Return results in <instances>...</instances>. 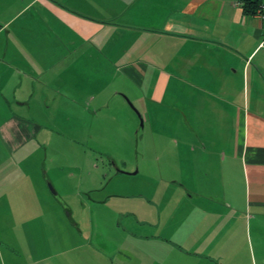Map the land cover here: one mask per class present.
Masks as SVG:
<instances>
[{"label": "crops", "instance_id": "0c3cea01", "mask_svg": "<svg viewBox=\"0 0 264 264\" xmlns=\"http://www.w3.org/2000/svg\"><path fill=\"white\" fill-rule=\"evenodd\" d=\"M245 1L0 0V216L24 242L55 216L35 115L52 101L129 134L126 96L155 123L160 182L184 191L166 243L143 213L126 229L146 240L136 264H264V20Z\"/></svg>", "mask_w": 264, "mask_h": 264}, {"label": "rangeland", "instance_id": "374dc122", "mask_svg": "<svg viewBox=\"0 0 264 264\" xmlns=\"http://www.w3.org/2000/svg\"><path fill=\"white\" fill-rule=\"evenodd\" d=\"M51 104L45 113L38 111L35 116L45 118L42 174L51 197L50 214L55 216L45 218L46 229L34 231L29 245L22 240L23 218L1 215L0 264H136L144 255L139 242L146 240L126 232L136 230L138 221L132 214L143 213L149 225L155 224L159 242H165L164 237L176 225L182 227L169 213L176 210L175 203L182 204L184 191L160 182L162 174L152 150L157 140L151 131L155 123L146 122L139 131L140 119L130 107L135 113L131 122L135 128L129 135L119 120L111 134L106 127L108 118L81 122L71 106L62 107L65 112L57 114L56 105ZM156 122L158 133L161 125L174 131L183 124L177 126L180 122L166 119ZM143 147L148 151L143 153ZM113 165L128 174L138 173L117 174ZM48 182L57 196L51 193ZM239 187L241 191V184ZM144 194L153 196L152 201L139 196ZM179 236L182 239V233ZM148 257L146 253L144 259ZM256 262H262L258 254Z\"/></svg>", "mask_w": 264, "mask_h": 264}, {"label": "trees", "instance_id": "16d2710c", "mask_svg": "<svg viewBox=\"0 0 264 264\" xmlns=\"http://www.w3.org/2000/svg\"><path fill=\"white\" fill-rule=\"evenodd\" d=\"M262 4H264V0H246L243 5V12L246 15L256 16Z\"/></svg>", "mask_w": 264, "mask_h": 264}, {"label": "water", "instance_id": "95a60500", "mask_svg": "<svg viewBox=\"0 0 264 264\" xmlns=\"http://www.w3.org/2000/svg\"><path fill=\"white\" fill-rule=\"evenodd\" d=\"M125 100L128 102L129 106H131L133 109V105L131 104V102L125 98ZM134 111L137 113V115L139 116V119H140V128H143L144 127V121H143V118L142 116L139 114V112L137 110L134 109ZM48 186H49V189L51 191V193L53 194V196H57V192L55 191V189L53 188L52 184L50 182H48Z\"/></svg>", "mask_w": 264, "mask_h": 264}, {"label": "flooded vegetation", "instance_id": "af4514ba", "mask_svg": "<svg viewBox=\"0 0 264 264\" xmlns=\"http://www.w3.org/2000/svg\"><path fill=\"white\" fill-rule=\"evenodd\" d=\"M123 98L125 99V98H127L126 96H123ZM130 102H131V100L129 99V98H127ZM126 101V100H125ZM127 102V101H126ZM127 104H128V102H127ZM131 104H132V102H131ZM129 105V104H128ZM133 105V104H132ZM131 107V106H130ZM134 107V106H133ZM132 108V107H131ZM133 109V108H132ZM134 109L135 110H137L135 107H134ZM133 109V110H134ZM138 111V110H137ZM139 112V111H138ZM137 114V113H136ZM140 114V113H139ZM141 115V114H140ZM138 116V115H137ZM142 116V115H141ZM138 118H139V116H138ZM142 118H143V116H142ZM143 121H144V125H145V120H144V118H143ZM145 127V126H144ZM143 127V128H144ZM143 128H140L139 127V131L141 130V129H143ZM113 168H115V171H116V173L117 174H122V175H135V174H137L138 172H136V173H134V174H128V173H125V172H123V171H119V170H117V168L113 165ZM45 179H46V177H44ZM47 180H48V178H47ZM46 181V180H45ZM134 217H138V215H137V213H134V214H132Z\"/></svg>", "mask_w": 264, "mask_h": 264}, {"label": "built area", "instance_id": "2783aa9c", "mask_svg": "<svg viewBox=\"0 0 264 264\" xmlns=\"http://www.w3.org/2000/svg\"><path fill=\"white\" fill-rule=\"evenodd\" d=\"M256 16H257L258 18L264 20V4H262V6H261L260 9L258 10ZM262 45H264V41H263Z\"/></svg>", "mask_w": 264, "mask_h": 264}]
</instances>
